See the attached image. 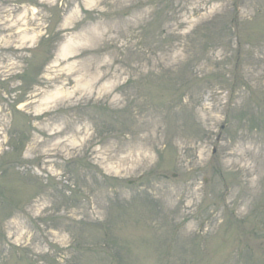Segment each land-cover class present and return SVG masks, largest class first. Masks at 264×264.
I'll use <instances>...</instances> for the list:
<instances>
[{
	"label": "rangeland",
	"instance_id": "1",
	"mask_svg": "<svg viewBox=\"0 0 264 264\" xmlns=\"http://www.w3.org/2000/svg\"><path fill=\"white\" fill-rule=\"evenodd\" d=\"M0 264H264V0H0Z\"/></svg>",
	"mask_w": 264,
	"mask_h": 264
}]
</instances>
